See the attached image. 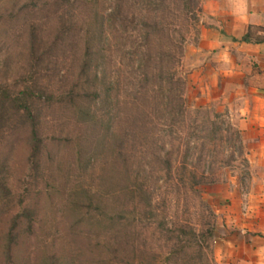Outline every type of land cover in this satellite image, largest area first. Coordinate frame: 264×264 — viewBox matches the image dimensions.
I'll list each match as a JSON object with an SVG mask.
<instances>
[{
  "label": "rangeland",
  "instance_id": "obj_1",
  "mask_svg": "<svg viewBox=\"0 0 264 264\" xmlns=\"http://www.w3.org/2000/svg\"><path fill=\"white\" fill-rule=\"evenodd\" d=\"M211 1L0 0V264L241 251L264 163L201 49Z\"/></svg>",
  "mask_w": 264,
  "mask_h": 264
},
{
  "label": "crops",
  "instance_id": "obj_2",
  "mask_svg": "<svg viewBox=\"0 0 264 264\" xmlns=\"http://www.w3.org/2000/svg\"><path fill=\"white\" fill-rule=\"evenodd\" d=\"M207 13L215 21L205 29L200 48L214 57L209 72L217 82L221 77L234 87L231 100L241 105L239 129L251 153L249 160L264 163V0L211 1ZM249 32L261 42H243ZM252 198L256 221L245 225L241 251L231 252L224 264H264V187L256 203Z\"/></svg>",
  "mask_w": 264,
  "mask_h": 264
},
{
  "label": "trees",
  "instance_id": "obj_3",
  "mask_svg": "<svg viewBox=\"0 0 264 264\" xmlns=\"http://www.w3.org/2000/svg\"><path fill=\"white\" fill-rule=\"evenodd\" d=\"M253 41H255L256 43L261 42V40H259V39H254V40H253L251 32H249V33L246 35V37L243 38V42H246V43H251V42H253ZM169 81H170V84H171L172 86H174L175 83H176V82H174V78H170ZM177 84H180V83L178 82ZM177 89H178V88H177ZM179 107L182 108V103H180V106H179Z\"/></svg>",
  "mask_w": 264,
  "mask_h": 264
}]
</instances>
